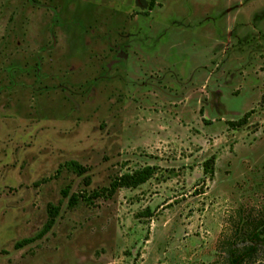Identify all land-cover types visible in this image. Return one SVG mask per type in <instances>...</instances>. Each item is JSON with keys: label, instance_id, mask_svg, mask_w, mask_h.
<instances>
[{"label": "rangeland", "instance_id": "rangeland-1", "mask_svg": "<svg viewBox=\"0 0 264 264\" xmlns=\"http://www.w3.org/2000/svg\"><path fill=\"white\" fill-rule=\"evenodd\" d=\"M263 97L264 0H0V264H225L264 209Z\"/></svg>", "mask_w": 264, "mask_h": 264}, {"label": "trees", "instance_id": "trees-1", "mask_svg": "<svg viewBox=\"0 0 264 264\" xmlns=\"http://www.w3.org/2000/svg\"><path fill=\"white\" fill-rule=\"evenodd\" d=\"M154 8V3L151 9ZM264 102V97L263 101ZM254 111L247 113L243 118L235 122H229L233 128H242L249 123ZM214 158L209 159L204 164L206 175L213 177ZM61 168H67L78 175L82 176L87 173L88 169L75 161L66 162ZM159 167L144 166L136 170L124 173L114 177L109 186L93 191L88 197L81 194H74L70 198L69 206L75 207L81 201L91 203L96 199L113 198L122 189H137L148 183L158 175ZM60 172V169L59 171ZM89 183V178L86 179ZM70 188L67 187L63 192L64 197L69 194ZM62 201L59 205H50L48 208L49 219L43 229L32 238L24 239L16 244L17 249H21L37 240L45 237L54 227L56 219L61 211ZM142 217H152L149 210L142 213ZM224 254L225 264H264L261 259L264 254V209L259 211H245L241 208L237 212L236 225L233 234L224 239L219 246Z\"/></svg>", "mask_w": 264, "mask_h": 264}]
</instances>
